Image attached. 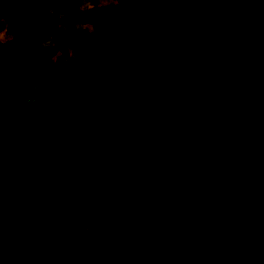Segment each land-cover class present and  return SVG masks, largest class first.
Listing matches in <instances>:
<instances>
[{
    "label": "trees",
    "instance_id": "1",
    "mask_svg": "<svg viewBox=\"0 0 264 264\" xmlns=\"http://www.w3.org/2000/svg\"><path fill=\"white\" fill-rule=\"evenodd\" d=\"M0 0V264H264V0Z\"/></svg>",
    "mask_w": 264,
    "mask_h": 264
},
{
    "label": "rangeland",
    "instance_id": "2",
    "mask_svg": "<svg viewBox=\"0 0 264 264\" xmlns=\"http://www.w3.org/2000/svg\"><path fill=\"white\" fill-rule=\"evenodd\" d=\"M69 0H60L61 5H66ZM119 7V2L116 0H111L106 9L102 13H97L95 10H79V9H71L68 15L71 18H75L77 20L84 18H92L95 25L98 26L102 23H111L114 17L116 10ZM188 264H202L197 259L191 260Z\"/></svg>",
    "mask_w": 264,
    "mask_h": 264
}]
</instances>
